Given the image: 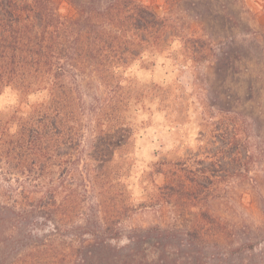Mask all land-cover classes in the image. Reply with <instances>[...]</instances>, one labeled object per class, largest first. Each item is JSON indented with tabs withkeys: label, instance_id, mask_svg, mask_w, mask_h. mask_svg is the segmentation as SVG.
I'll return each instance as SVG.
<instances>
[{
	"label": "rangeland",
	"instance_id": "374dc122",
	"mask_svg": "<svg viewBox=\"0 0 264 264\" xmlns=\"http://www.w3.org/2000/svg\"><path fill=\"white\" fill-rule=\"evenodd\" d=\"M142 1L169 28L158 49L145 51L119 76L123 102L113 115L118 136L100 141L103 152L97 157L90 148L98 138L88 133L78 148H61L62 160L74 162L78 174L86 164L92 167L93 184L97 161L108 163L103 183L124 230L114 241L118 246L127 244L131 230L152 226L183 231L198 221L211 233L264 227V0H173L172 6L165 0ZM199 1L204 4L195 8ZM71 10L63 0L60 13L67 16ZM199 13L205 24L196 23ZM216 57L221 61L215 63ZM83 80L72 72L66 87L90 107L102 91ZM47 99L42 92L24 100L6 89L0 114L9 120ZM234 134L240 142H234ZM87 196V206L94 205V192ZM50 231L42 229L37 241L47 244L41 255L57 260L42 264H74L75 256H93V236Z\"/></svg>",
	"mask_w": 264,
	"mask_h": 264
},
{
	"label": "trees",
	"instance_id": "16d2710c",
	"mask_svg": "<svg viewBox=\"0 0 264 264\" xmlns=\"http://www.w3.org/2000/svg\"><path fill=\"white\" fill-rule=\"evenodd\" d=\"M62 1L0 0V95L11 89L24 100L36 93L48 96L31 112L17 111L9 120L0 114V264L57 260L41 255L47 244L37 236L45 227L50 235L78 231L93 236V256H75L74 264L90 258L93 264H264V227L211 233L197 221L183 231L133 229L126 245L114 243L124 230L110 188L103 183L108 163L97 161L93 184V168L86 164L78 174L74 162L62 160L61 148H78L94 133L98 139L90 150L97 157L102 154L99 142L119 134L113 116L123 102L119 76L145 51L158 49L169 27L142 0H64L72 8L67 16L60 13ZM165 1L172 6L173 0ZM195 18L198 24L207 21L203 13ZM72 72L89 88L102 91L90 107L66 87ZM235 134L232 139L240 142ZM54 159L62 164L54 165ZM93 192L96 202L88 207L87 195L93 197Z\"/></svg>",
	"mask_w": 264,
	"mask_h": 264
}]
</instances>
